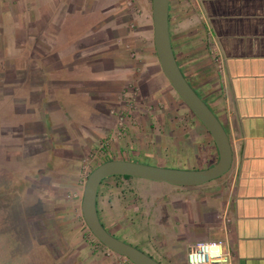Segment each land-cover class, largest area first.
Listing matches in <instances>:
<instances>
[{
	"label": "crops",
	"instance_id": "0c3cea01",
	"mask_svg": "<svg viewBox=\"0 0 264 264\" xmlns=\"http://www.w3.org/2000/svg\"><path fill=\"white\" fill-rule=\"evenodd\" d=\"M150 8L151 0H0V92L12 90L0 99V163L1 157L18 163L30 159L29 167L36 169L32 181H26L31 187L28 196L36 198L29 203L39 205L43 213L35 211L28 217L33 225L29 233L33 248L56 254L57 264H132L89 240L82 225L83 165L103 141L118 133L122 137L117 145L143 150L145 142L163 138L168 143L163 149L156 142L147 143L157 154L165 151L171 138L173 147L179 142L186 148L192 145L190 136L180 140L162 135L164 116L159 121L140 116L150 102L172 100L165 89L150 85L153 73L143 77L146 67L134 66L126 74L141 90V105L138 116L129 111L137 117L133 129L119 131L116 118L126 112L120 98L127 97L122 95L125 89L113 82L117 79L113 61L98 71L89 65L103 59L99 53L120 39L128 49L140 32L151 30L136 25L133 32L130 25L138 21V10L143 11L141 21H149ZM169 33L179 68L212 106L207 104L229 136L233 158L227 174L189 188V203L182 202L174 214L158 215L162 236L173 230L177 245L167 247L161 239L158 246L170 254V264H186L185 255L194 244L213 241L224 243L231 264H264V0H170ZM72 43L78 46L68 49ZM84 77L93 79L98 98L86 94ZM65 79L84 90L66 96L76 109L84 103L91 120L87 112L65 120L55 116V109L65 110L58 93L64 95L66 89L58 85ZM6 102L13 105L12 110H7ZM10 111L12 119L5 117ZM109 117H114L110 129L102 123V118ZM186 118L189 135L195 131L201 136L207 157L217 162L210 135L204 128L200 132L202 127L190 116ZM187 225L190 230L186 231ZM184 242L183 258L179 248ZM80 255L86 257L77 263Z\"/></svg>",
	"mask_w": 264,
	"mask_h": 264
},
{
	"label": "rangeland",
	"instance_id": "374dc122",
	"mask_svg": "<svg viewBox=\"0 0 264 264\" xmlns=\"http://www.w3.org/2000/svg\"><path fill=\"white\" fill-rule=\"evenodd\" d=\"M142 13L143 11L141 10H138V12L135 13V16H137L136 18L138 19V21H136V23L131 22L130 24L133 32L135 31L136 25L140 28H143L145 26H150L151 28V19L149 21H141V19L143 18ZM70 35L73 36L72 32L70 33ZM137 36L139 37V39H136L134 42L132 41L130 44H128V49L125 47L126 44H124V42L120 39V41L116 44H113L111 48H109V50H102L99 53L103 57V59H94L89 63V65L94 71L103 70L105 63L107 64L109 63V61L112 60L114 63H110L112 64V66H114V69L117 73V79L113 80V82L117 84L116 87L121 85L120 90L125 89L126 91H128L133 86V96L134 94H136V90L139 87L137 83L133 84V82H131V79H127L126 74L130 75V73L134 70V66H136L137 68L146 67V69L144 70L143 77L148 75L149 73H153L151 75L149 74V78H151L150 85L158 90L165 89L166 92L170 93V95L172 96V100L168 99L167 97H164V99L162 98L160 100L150 102V105H146L147 111L145 114H147L148 116H151L153 114H163L162 116H164L166 120V128L164 129L162 135H170L172 137L179 136L180 140H182V136H184V138H188L190 136L191 141L189 143H192V145L186 143V146H190V148L192 146V148H186L184 146V143L180 144V142L178 143V147H173L175 144L173 138H171V140H169L170 145L166 147L165 151L161 154H155L154 150L150 146H148V144H153L156 142V145L159 144L161 148L165 147V144L167 145L168 143L165 142L164 144V139L161 136L163 140L159 139V142L154 139H152L151 143L147 142V144L145 142L144 146L146 145V147H149V151L136 154L134 158H131V160L145 165L180 170H204L211 167L216 162H214V159L212 160L207 157L205 153V145L202 143L201 136L199 137L195 135V131H192L189 135L190 125L188 124L186 116H190V119L194 122L197 121L189 114L188 109L179 100V98H177L175 92L171 90L170 86L167 85V83L163 80L161 76V72L159 71L158 65L153 56L154 51L152 45V31H142ZM77 46L78 44L74 43L67 45L68 49H72ZM63 50L68 51L66 49V46L63 47ZM149 53L151 55H149ZM105 56L107 57L106 59H104ZM147 67H149L150 69H148ZM84 78L85 80L83 84L86 88V94L89 95L92 99L93 97L98 98L99 94H97V87L96 90H94L96 85L93 84V79L86 77ZM137 78H139V76H135V80ZM65 81L66 82H60L64 84L58 85V87L66 89L62 92V94L64 95H61L60 91H58L60 98L59 100H61V103L63 104V107H65V110H54L57 111V114H55V116L60 117V120L64 119L66 116L76 115L77 112H80L81 114H86L87 110H89L84 103L81 105L83 108L79 105L80 107L76 109L72 104V100H68L69 97H67L66 94H70L71 96H73V94H71L72 92L77 93L78 90L80 92H83L84 90L79 85H70L74 82L72 80L65 79ZM66 84H69V86L66 87ZM162 84H164V86L166 87L162 88ZM11 91L12 90H6L5 92H0V99L3 98L1 96L2 93L8 94ZM135 98L134 101H132L133 104L131 107L132 111L134 112V115H136V113H139V106L141 105V102H139V104L136 103L137 99L135 101ZM204 101L206 102V104L209 105V102L207 100L204 99ZM0 105H3V101L1 100ZM5 106H10L7 108V110H12L13 108V105L10 102H6ZM97 106L98 104L95 105L96 109H98ZM209 107L212 106L209 105ZM142 108L143 111H145V107L143 106ZM62 110L65 111L64 114ZM44 114L45 118H48V113L46 114L45 112ZM93 116L100 115L98 113L93 112ZM5 117H7L8 119L14 118V116H12L11 111L7 115H5ZM86 117L87 120L92 119V117L88 115V112L86 114ZM113 120L114 117H109L107 121L102 118V123L110 129ZM176 124H179V126L176 127ZM198 130H200L201 132L203 131V128H198ZM140 143L142 145V142ZM140 143L137 142L138 145H140ZM20 158L21 157H19V159ZM22 158V160H24L25 157ZM34 161L38 160L35 159ZM30 163H32L30 159H28L24 163H18V161L13 158L7 160L1 157L0 264H44L45 260H47V262L54 261V264H57V262H59V259H57L58 257L56 256V254H52L50 251L45 252L35 250L33 248L35 247L33 246L35 243L34 241H32L30 237L31 234L29 233L30 230H32L33 225L30 223L28 217L31 216V214L35 213V211L37 212V214L43 212L39 205L37 206L32 203H29V200H31L32 202L36 200V198H31L28 196L31 191V187L27 185V180L32 181L33 175H35L34 173L36 170H31V168L29 167ZM49 163H47L46 165L49 166ZM83 171L85 172L87 179L88 175L91 173L92 170L87 169ZM116 179L119 182L121 181L122 183L121 185L122 190L125 193V199H137L138 205L145 206L146 211L149 213L147 214L148 218L143 219L141 215L136 214H131L127 218H123L125 214H118L119 216L121 215L122 218L121 221L116 222V225H121L125 227L127 226V229L125 232H116V229L113 230L114 227H112V223L117 217L116 214H113L114 216L111 217L109 202L107 199H105V201L101 204V208H99L102 209V216L104 218V222L102 221V223H105L104 226L108 228L109 233H111L115 238L139 249L140 251L144 252L145 254H148L157 262H159L158 256L154 254L152 249L155 245L157 246V244H159V241L161 239L164 240V243L167 245V247H176L177 245L176 241L172 238L173 230L166 231L167 234L163 237V230L159 227L158 221H156L153 215L156 214L158 208H168V211L172 212V210L174 211V208L177 209L182 202L189 203V190L191 189H186V187L174 186L167 183L154 182L132 177L128 179L124 177H118ZM44 182L46 181L44 180ZM100 196L101 194L98 197V201H100ZM174 203L177 204L175 205ZM82 223L84 229L85 223L84 221ZM185 230H190L188 225L185 227ZM147 235L149 237V240H147L146 238ZM87 237L89 240L98 243L97 240L91 234L87 233ZM189 239H191V237H189ZM185 246L186 243L184 242L180 245L179 248L180 255L183 258V249ZM159 247L160 246H158V248ZM84 257L86 256L80 255V257L76 259V262H83ZM126 262L129 261L126 260Z\"/></svg>",
	"mask_w": 264,
	"mask_h": 264
},
{
	"label": "water",
	"instance_id": "95a60500",
	"mask_svg": "<svg viewBox=\"0 0 264 264\" xmlns=\"http://www.w3.org/2000/svg\"><path fill=\"white\" fill-rule=\"evenodd\" d=\"M170 0H151L152 45L160 72L181 102L210 135L217 153L215 164L204 170H180L145 165L131 161L110 160L98 165L88 175L81 200L82 219L92 236L111 253L132 264H161L148 254L115 238L102 225L97 211L100 184L111 177L127 176L178 187H196L217 180L231 168L233 152L229 136L218 117L188 83L178 66L169 33Z\"/></svg>",
	"mask_w": 264,
	"mask_h": 264
},
{
	"label": "flooded vegetation",
	"instance_id": "af4514ba",
	"mask_svg": "<svg viewBox=\"0 0 264 264\" xmlns=\"http://www.w3.org/2000/svg\"><path fill=\"white\" fill-rule=\"evenodd\" d=\"M188 83H189V81H188ZM132 87L128 91L125 90V92L122 94L124 97L126 96L127 98H123V100L120 98V101H122L124 105L122 103L121 104L123 105V107H126L125 108L126 112H124V114L120 113L116 118L117 127H118L119 131H121L122 133L123 132L125 133L126 131H131L130 129H133V126L135 125V122L137 120V117H132V115H130L129 111H132V109H131L132 104H133L132 101H134L135 95H136L135 101L137 99L136 103L139 104V100H141V95H140L141 90H140V88H137L136 94H134V96H133ZM129 92H130V96H129ZM195 92L198 95L200 94L197 91H195ZM120 97H122V96H120ZM199 97H201V96L199 95ZM201 99H202V97H201ZM202 100L204 101V98ZM136 114L138 116L139 113H136ZM120 116L123 118V121H124V124L122 125L121 128L118 126V119ZM140 116L143 118H148L149 120L152 117L155 118L156 121H159L160 118H162V120H163V116H160V114H158V115L153 114L151 116H148L147 114H145V115H140ZM160 125H161L160 122H158V126H160ZM121 137H122L121 134L116 133L113 137L108 138L107 140L103 141V144H100V150H98V152H96L93 156L88 157L85 160L84 165L86 166V169L93 171L98 165H100L106 161H110V160H122V161L135 162V161H132L131 158H134L136 154H140L141 152L142 153L147 152L150 149L149 147H146V149H143V150H141L140 147H136V146H134V147L126 146L125 147V144L123 147H121L120 145H117V142L121 139ZM154 153L157 154L155 151H154ZM135 163H138V162H135ZM118 177H123V176H115V177L108 178V179L104 180L98 188L97 211H98V216H99L101 223H102V221L104 222V218L102 216V211H101L102 209H99V208H101V204L105 201V199H107L109 202L110 211H111L110 214H134V215L136 214V215H141L143 219L148 218L147 214H149V213L146 211L145 206L138 205L137 199H135V198L134 199L130 198L128 200L125 199V196H124L125 193L122 190V185H121L122 183H121V181L119 182L116 179ZM108 181H110V182H108ZM100 194H101L100 201H98V197ZM166 211H168V208H164V209L158 208V210L156 211V214L153 215L155 217L156 221L159 220L160 216H158V215L159 214H166L165 213ZM169 212L171 214H174L173 210H172V212L171 211H169ZM121 218H122L121 215L118 216L117 218H115V221L112 223V227H114L113 230L116 229V232H125L127 229V226L125 227V226H121V225H116V222L121 221ZM106 229L108 230L107 227H106ZM157 247H158V244H157V246L155 245L153 247L152 251L154 252V254H156L158 256L159 262L162 264H170V262H171L170 254H168L166 252V250H164L162 248L160 249Z\"/></svg>",
	"mask_w": 264,
	"mask_h": 264
},
{
	"label": "clouds",
	"instance_id": "9594fccd",
	"mask_svg": "<svg viewBox=\"0 0 264 264\" xmlns=\"http://www.w3.org/2000/svg\"><path fill=\"white\" fill-rule=\"evenodd\" d=\"M218 242H200L188 254V264H226Z\"/></svg>",
	"mask_w": 264,
	"mask_h": 264
},
{
	"label": "built area",
	"instance_id": "2783aa9c",
	"mask_svg": "<svg viewBox=\"0 0 264 264\" xmlns=\"http://www.w3.org/2000/svg\"><path fill=\"white\" fill-rule=\"evenodd\" d=\"M124 124V121H123V118L120 116L119 119H118V126L121 128L122 125ZM83 170H87L86 169V166L84 165L83 166ZM87 228V227H86ZM88 230V228H87ZM89 232V230H88ZM91 234V233H89ZM92 235V234H91ZM218 243H220L222 245V249H223V255H222V259L225 260L226 264H231V255L229 252L225 251V248H224V243L222 241H217ZM200 243V242H199ZM198 243L194 244L190 250L187 252V254L185 255V263L188 264V254L191 250H193L195 248V246L197 245ZM121 257V256H120Z\"/></svg>",
	"mask_w": 264,
	"mask_h": 264
},
{
	"label": "trees",
	"instance_id": "16d2710c",
	"mask_svg": "<svg viewBox=\"0 0 264 264\" xmlns=\"http://www.w3.org/2000/svg\"><path fill=\"white\" fill-rule=\"evenodd\" d=\"M153 51H154V48H153ZM153 56H154V58H155V60H156V63H157V65H158V69H159V71H160V67H159V64H158V62H157V59H156V55H155V52H153ZM177 96V95H176ZM177 98H178V96H177ZM201 98V97H200ZM180 100V99H179ZM181 101V100H180ZM205 102V101H204ZM206 104V103H205ZM185 106V105H184ZM186 107V106H185ZM187 108V107H186ZM188 109V108H187ZM188 111H189V114L197 121V123L202 127V128H204L201 124H200V122L195 118V116L191 113V111L188 109ZM124 178H131V177H125L124 176ZM102 184V183H101ZM103 226L105 225V223L104 224H102ZM85 226V228H86V225H84ZM105 228H106V226H104ZM108 231V230H107ZM109 232V231H108ZM88 233H90V232H88ZM98 242V241H97ZM98 244H100L101 246H103L101 243H99L98 242ZM103 247H105V246H103ZM106 248V247H105ZM107 249V248H106ZM108 250V249H107ZM109 251V250H108ZM127 260V259H126Z\"/></svg>",
	"mask_w": 264,
	"mask_h": 264
}]
</instances>
